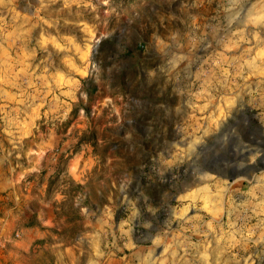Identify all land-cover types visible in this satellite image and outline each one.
Masks as SVG:
<instances>
[{
  "label": "rangeland",
  "instance_id": "374dc122",
  "mask_svg": "<svg viewBox=\"0 0 264 264\" xmlns=\"http://www.w3.org/2000/svg\"><path fill=\"white\" fill-rule=\"evenodd\" d=\"M14 13L0 93L8 122L35 126L9 131L6 150L19 153L21 133L55 142L40 150L54 165L28 225L48 236L38 264L53 249L134 264L112 221L136 215L121 231H144L153 205L168 251L151 264H264V166L243 168L264 164V0H19ZM208 160L246 175L202 174Z\"/></svg>",
  "mask_w": 264,
  "mask_h": 264
},
{
  "label": "crops",
  "instance_id": "0c3cea01",
  "mask_svg": "<svg viewBox=\"0 0 264 264\" xmlns=\"http://www.w3.org/2000/svg\"><path fill=\"white\" fill-rule=\"evenodd\" d=\"M18 1L19 0H0V82H3V76L6 75L7 66L11 64L14 59L11 56H13L12 54L15 52V47L13 44L5 41L9 39V36H15L18 32L17 24L12 22L14 19H21L14 13ZM7 19H9L8 26L5 24ZM2 95L3 94L0 93V264H38L43 252L36 250L35 247H37L40 241L47 239L48 236L43 234L40 235L37 233V228L31 229L28 225L33 222L31 219L39 213L34 203L36 201L43 203L45 200L42 197L48 188L46 181L51 177V170L54 165L50 157L40 154V150L45 146L55 145V142L52 140H40L38 137H35L33 140L26 138L27 135L32 134H17L12 141L19 153L9 155L6 150L8 132H31L35 125L18 121L8 122V112L5 108V104L2 102ZM246 138L248 140V135ZM262 138L263 135H259L258 133L255 135V141H257L258 144L260 143L258 142L259 139ZM253 139L254 138L251 140L253 141ZM252 141L250 145L253 143ZM246 147H249V144ZM23 148L25 149L23 150ZM41 159L44 160L42 170L36 165ZM258 163L260 166H264L263 163L256 162V164L243 165V168L244 170H250V168L254 166L256 168L252 170L257 171ZM216 165H219V167L217 168ZM221 165H223L221 162H212L208 160L203 161L200 164V169L199 167L198 169L202 174L206 173L212 177L219 176L233 181L238 175H246L244 174L246 171H234L233 166L228 163L227 165L224 164V167H221ZM230 173L235 175V177L230 175ZM10 203H12L14 207H11V205H9ZM151 208L150 222L146 220L145 224L141 223V226L139 224L140 227L144 228V231H136L135 228L130 226V230L126 232L124 230L121 231L122 228L127 226V224L129 225L131 222H133V226L137 227L136 215L134 220L128 221L127 223L121 220L112 221L113 223L115 222L116 227H118L117 234L120 235V237L127 238V240L129 239L134 242L133 248L135 254L132 258L134 264H146L145 262L141 263L143 259H147V264H151L154 259H152L151 256L154 252H160V250L163 252L168 251V242L166 241V237L163 239L162 236L164 227L162 226L161 214L158 212L159 210L164 211L165 209L161 210L154 205L151 206ZM50 209L51 206L48 205L47 210L50 211ZM47 220L48 221H41L42 226L53 227V216L49 214ZM108 222L109 221H107V223ZM102 223L104 224V221H102ZM17 226L26 227L22 230L20 229L21 231L19 230L22 234L21 239L12 244H5L7 241L6 238L15 231L13 228ZM117 234H111L110 236L108 234H102L96 238L104 243L103 239L107 241L110 239L108 237H111V240H115ZM177 243V248L180 250L183 249L184 246H188L190 242L179 239ZM54 247L55 246H51L50 248ZM67 251L68 254L71 255V251ZM52 252L55 254L53 264H75L72 258L69 257L67 260H61L57 257L54 249ZM113 254L116 256L115 253ZM121 258L122 257H113L110 259L109 263L125 264L124 259ZM29 261H31V263ZM95 264H98V262H95ZM99 264H103V260H99Z\"/></svg>",
  "mask_w": 264,
  "mask_h": 264
}]
</instances>
